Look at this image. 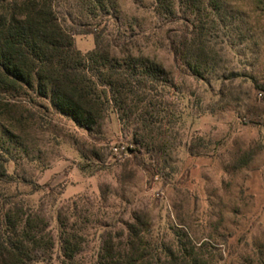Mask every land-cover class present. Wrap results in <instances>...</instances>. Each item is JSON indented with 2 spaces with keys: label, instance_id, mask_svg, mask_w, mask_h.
<instances>
[{
  "label": "rangeland",
  "instance_id": "1",
  "mask_svg": "<svg viewBox=\"0 0 264 264\" xmlns=\"http://www.w3.org/2000/svg\"><path fill=\"white\" fill-rule=\"evenodd\" d=\"M152 4L117 0V30L110 25L100 39L112 35L116 57L147 58L168 73L172 90L163 102L171 122L164 137L134 142L133 126L121 127L111 112L92 136L49 116L42 130L19 134L0 117L10 129L0 133L15 163L9 171L49 186L61 202L75 199L80 219L109 225L113 233L137 213L154 229L169 224L191 242L207 243L219 252V264H264V101L253 85L264 84V0H232L227 27L206 26L210 50L201 78L169 49L168 38L184 22L156 17ZM55 9L61 19L68 8ZM74 47L85 54L92 36L74 37ZM121 145L128 153L118 159L112 148ZM130 150L154 174L136 165Z\"/></svg>",
  "mask_w": 264,
  "mask_h": 264
},
{
  "label": "trees",
  "instance_id": "2",
  "mask_svg": "<svg viewBox=\"0 0 264 264\" xmlns=\"http://www.w3.org/2000/svg\"><path fill=\"white\" fill-rule=\"evenodd\" d=\"M230 1L153 0L156 17L184 22L183 30L168 38L169 49L197 78L210 50L206 26L227 27ZM58 5L68 8L61 19ZM116 13L117 0H0L1 119L21 134L42 130L44 116L58 117L92 136L111 112L121 127L133 126L134 142L162 139L171 122L163 102L172 90L168 73L147 58L116 57L113 36L100 39L110 25L117 30ZM80 35L93 38V48L85 54L74 47V37ZM253 85L264 92V84ZM0 133L10 134L6 124L0 123ZM130 152L136 165L154 174L137 151ZM11 156L0 141V264L221 262L207 243L195 244L169 224L154 229L137 213L114 233L109 225L80 219L75 199L61 202L49 186L26 183L10 172L9 164H15ZM24 187L30 192H23ZM38 191L43 194L35 200ZM91 243L86 261L83 255Z\"/></svg>",
  "mask_w": 264,
  "mask_h": 264
},
{
  "label": "built area",
  "instance_id": "3",
  "mask_svg": "<svg viewBox=\"0 0 264 264\" xmlns=\"http://www.w3.org/2000/svg\"><path fill=\"white\" fill-rule=\"evenodd\" d=\"M258 99L264 101V92L258 91L257 92ZM113 155L118 158L122 159L123 157L127 156L128 150L125 146H115L112 148Z\"/></svg>",
  "mask_w": 264,
  "mask_h": 264
}]
</instances>
